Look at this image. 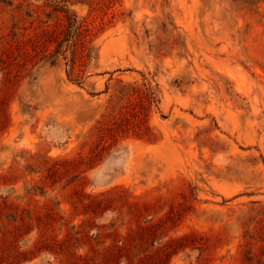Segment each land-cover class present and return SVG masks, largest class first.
I'll use <instances>...</instances> for the list:
<instances>
[{
	"label": "rangeland",
	"instance_id": "rangeland-1",
	"mask_svg": "<svg viewBox=\"0 0 264 264\" xmlns=\"http://www.w3.org/2000/svg\"><path fill=\"white\" fill-rule=\"evenodd\" d=\"M0 264H264V0H0Z\"/></svg>",
	"mask_w": 264,
	"mask_h": 264
}]
</instances>
